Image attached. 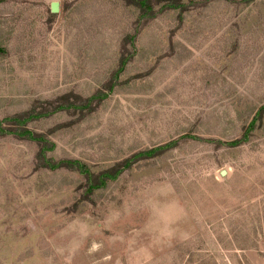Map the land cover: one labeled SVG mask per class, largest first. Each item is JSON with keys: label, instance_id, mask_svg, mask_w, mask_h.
<instances>
[{"label": "rangeland", "instance_id": "rangeland-1", "mask_svg": "<svg viewBox=\"0 0 264 264\" xmlns=\"http://www.w3.org/2000/svg\"><path fill=\"white\" fill-rule=\"evenodd\" d=\"M0 122V264H264V0H0Z\"/></svg>", "mask_w": 264, "mask_h": 264}, {"label": "trees", "instance_id": "trees-1", "mask_svg": "<svg viewBox=\"0 0 264 264\" xmlns=\"http://www.w3.org/2000/svg\"><path fill=\"white\" fill-rule=\"evenodd\" d=\"M140 5H141L142 7H148V5H147V3H145V1H141V2H140ZM124 64H125V62L122 61V66H124ZM95 97H97V96H95ZM95 97H93L92 100H89V101H88L87 106H91V105H92V103H93ZM23 121H25V120H23ZM23 121H22V122H23ZM20 122H21V120L18 122V124H20ZM15 132H16V133H19V132H17V131H14V133H15ZM0 133H1V134H7V133H12V132L9 131V130H7V128L4 126L3 122H0ZM20 135L26 136V137H28V138L31 139V140H40V141L42 140V138H40V137H39V138H35L34 135H33V133L30 132L29 130H25V131H23ZM44 140H45V139H44ZM72 166H73V167H74V166H78V168L80 169V171H81L82 168H84V166H81V164L78 163L77 161H76V162H73V163H72ZM60 167H61V165L56 164V165H54V168H53V169H60ZM81 172H83V171H81ZM84 173H89V171H88L87 169H85Z\"/></svg>", "mask_w": 264, "mask_h": 264}, {"label": "water", "instance_id": "water-1", "mask_svg": "<svg viewBox=\"0 0 264 264\" xmlns=\"http://www.w3.org/2000/svg\"><path fill=\"white\" fill-rule=\"evenodd\" d=\"M60 12V4L58 2H54L51 4V13L52 14H58ZM223 175L226 174V172L222 173Z\"/></svg>", "mask_w": 264, "mask_h": 264}]
</instances>
